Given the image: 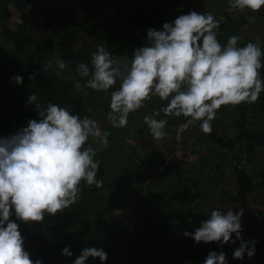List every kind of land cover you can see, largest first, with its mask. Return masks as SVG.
<instances>
[{
	"label": "clouds",
	"instance_id": "9594fccd",
	"mask_svg": "<svg viewBox=\"0 0 264 264\" xmlns=\"http://www.w3.org/2000/svg\"><path fill=\"white\" fill-rule=\"evenodd\" d=\"M228 4L230 11L238 13L264 8V0H228ZM250 20L255 21V16ZM22 22L18 18L17 23ZM219 28L220 22L211 13L191 11L165 22L161 30L149 29L146 45L135 49L131 58L115 59L100 46L92 53L91 64H77L78 76L85 79L83 85L78 80L74 87L107 92L119 82L106 114L112 128L125 127L130 114L156 97L164 107L144 117L154 140L167 139L168 120L157 119L161 112L165 117L186 118L185 130L199 122L201 131L211 134V122L222 106L254 104L264 92V51L259 42L241 47L242 37L232 35L221 45ZM56 65L60 70L68 67L60 59ZM11 79L16 85L23 83L22 76ZM27 104L35 105L39 119L29 120L14 135L0 137V264H42L24 250L18 224L10 219L13 214L23 223L40 224L45 214L54 216L78 203L81 182L96 188L103 185L97 179V149L88 141L106 148L110 133L102 131L95 119L81 118L65 107L53 103L43 107L37 95L29 96ZM242 216V209L235 214L215 209L199 228L184 236L195 243L222 246L234 242V234L241 242L233 259L251 258L255 247L241 239ZM61 255L72 256L69 246ZM90 257L101 264L108 258L103 249L86 248L73 264H86ZM203 264H227L226 253L210 252Z\"/></svg>",
	"mask_w": 264,
	"mask_h": 264
},
{
	"label": "trees",
	"instance_id": "16d2710c",
	"mask_svg": "<svg viewBox=\"0 0 264 264\" xmlns=\"http://www.w3.org/2000/svg\"><path fill=\"white\" fill-rule=\"evenodd\" d=\"M197 1L201 3L204 0ZM222 1L228 4V0ZM191 11L203 13L198 8L188 7L181 15ZM236 14L238 16L235 20L230 21L232 26L213 15L220 22L217 38L221 45H226L232 35L242 37L238 46L253 42L234 28L239 25H253L257 19L255 17V21H251L250 17L255 16L254 13L246 11ZM18 18L23 22L17 23ZM165 19L164 9L155 2L141 8L136 0H0V42L9 46L21 58L24 66L23 78L38 96V102L43 107L49 103L57 104L83 118L89 112L86 94H90V91L85 93L77 90L73 82L60 77L54 65L52 67L50 64V56L56 54L58 59L68 65L66 69L70 72H75L77 64L81 62L91 64L92 53L100 46L115 59L125 56L131 58L135 49L146 45L147 31L161 30ZM261 49L264 51L263 45ZM261 76L264 77V68L261 69ZM6 84L14 86V91L10 86L5 88ZM15 87L10 72L0 73V94L7 99L0 100V137L14 135L29 120L39 119L35 105H12L11 102L16 100L18 94ZM219 116L231 122L233 136L226 140L217 135L216 129H212L211 134L207 135L220 149L234 151L232 173L238 194L250 196L260 189L264 190V168L259 174H255L250 166V158L256 156L258 151L264 152V92L254 104L222 106L217 111L216 118ZM177 118L171 124L177 126L185 123L186 118ZM189 128L195 127L193 125ZM174 132L175 129L173 142ZM182 142L183 139L175 149ZM155 167L156 165L153 169ZM219 167L221 166L210 169L213 171L211 180L219 181L224 178ZM151 170L146 174L131 172L116 175L112 183H109L105 195L102 194L103 185L96 188L80 184L78 203L54 216L45 214V219L40 224L12 219L13 214L10 219L18 224V230L24 239V250L29 253L30 259H40L42 264H73L86 248L103 249L108 257L104 264H120L128 250L131 251L132 258L127 264H132L136 256H148L149 246L146 243H119L113 235L107 245L98 247L97 240L90 238L89 231L92 224L97 223L95 221H101L106 215L119 211L132 216L140 213L143 217H152L151 214L162 217L161 226L165 232L163 253L154 256L151 264H203L210 252L226 253L227 264H264V238L253 240L241 236L242 241L251 242L255 247V255L251 258L245 255L243 260L233 259L232 256L241 242L236 240L235 235L231 238L234 242L222 246L219 242H201L195 246L191 238H183L181 232L189 229L194 231V225L200 227L202 223L197 224L196 216L179 220L182 211L179 207L172 216L171 201L176 198L171 193L162 201L163 204L155 205V212H145L146 205L152 204L150 195L156 189ZM105 171L104 162L99 161L97 179L104 182ZM161 174L164 173L157 175ZM198 196L203 197V194L199 193ZM100 203L102 211L99 210ZM66 246L72 252L71 257L61 255ZM86 264L101 262L98 258L90 257Z\"/></svg>",
	"mask_w": 264,
	"mask_h": 264
},
{
	"label": "rangeland",
	"instance_id": "374dc122",
	"mask_svg": "<svg viewBox=\"0 0 264 264\" xmlns=\"http://www.w3.org/2000/svg\"><path fill=\"white\" fill-rule=\"evenodd\" d=\"M139 4V7L143 8L150 2H155L158 5H160L165 13H166V19L165 22H173L178 15H181L183 10L188 7L198 8L202 12L205 13H211L214 16H217L221 21L226 22L231 25L230 21L235 20L236 14L233 11H230L228 9L227 5L222 4L221 1H205V3H199L197 0H136ZM232 26V25H231ZM236 31H242V26H237L234 28ZM244 37L247 35L245 33L240 32ZM58 59L56 54H53L50 56V64L51 66L57 69V74L73 83L76 81H82L81 84L83 85V81L85 78H81L78 76L77 72H70L69 70H60L56 65V60ZM23 63L21 61V58L17 57L11 48L5 44H2L0 42V73H3L4 71L10 72L11 78L15 76H22L23 77ZM10 84H6L5 88H9ZM11 87V86H10ZM119 87V82L114 86L113 89H110L107 92H97L94 90H88L85 87H82L80 90L83 92L90 91V94H86V100L89 103L87 105V109H91V112H88V115L86 116L95 119L101 130L109 132L110 135L108 137L109 143L106 148H101V146L94 142L92 139L89 140V144H91L93 147L97 149V155L95 157L98 161H103L105 164V176H104V182H103V188H102V194L105 195L107 193V188L109 186V183H112L113 179L116 175H122L126 173L128 170L131 169H137L139 170V173L146 174L149 169H153L155 165L160 162L161 158L163 157L164 153L170 152L173 153L176 148L175 142L171 141L170 136L171 133H173L174 129L176 128V125L171 124V122H176L177 117H164L163 112H161V115L157 117V119H167L168 123L166 125V133H167V139L163 141H156L151 136L147 126L144 123V117L146 115H151L154 110H160L164 107V102H161L158 98L153 97L151 101L146 103V106L140 110H138L135 113H132L128 117V123L123 128H112L109 124V122L106 119V114L110 110L109 104H110V97L111 92L114 90H117ZM14 91V86L11 87ZM18 94H16V100L11 102L12 105H15L17 107L24 105L27 103V100L29 96L36 95L31 88L28 87L26 81L23 78V83L20 85H16L15 87ZM38 97V96H37ZM0 100L5 101L7 100L6 97H2L0 94ZM39 101V98H38ZM9 102V101H8ZM86 109V110H87ZM164 117V118H163ZM223 118L222 116H220ZM222 125V124H221ZM143 129V131H141ZM189 130V129H188ZM187 130V131H188ZM232 130L231 123L229 120H226L224 124L222 125V129H217L216 132L224 139H228L230 135H228ZM190 131V130H189ZM186 133V132H185ZM185 133L182 135V139L184 138ZM149 138L150 139V146L149 149L151 153L147 157L142 153V147L141 142H143L144 139ZM163 142V144H162ZM163 145L162 149L157 151V147L159 145ZM155 149V150H154ZM221 150V153L223 155L218 156V152ZM160 151V153H159ZM175 155H173V161L171 164L170 169L165 172L161 176L157 174H153L152 182L154 183L156 189H154V193H151L150 201L152 200V204L146 205L145 212H155L156 206L158 203H162V201L166 200L168 198V193H172V187L169 188L166 186V183L169 181L168 179L174 175L173 172H175L176 180H174L177 183H180V185L184 188L187 187L188 184H191V194H192V203L189 202H183V210L179 214V220L183 221L187 216H196L201 211H205L203 205L199 203V198L196 195V192L200 191V188L198 187L199 181L205 180L210 185H216L213 182H210L211 178L209 174H212L213 171H209L212 167L215 166H208L209 168L202 172V170L208 165L212 158H218L223 157V160L225 164H223V168L225 173V181H227V187L232 186V172L233 169V162L232 157L234 156V151H223L222 149L213 148L210 155L206 154H197L194 156H187L189 159V162H184L185 155L177 156L176 152H174ZM178 159V160H177ZM221 160V159H220ZM251 163L250 166H252V170L255 174L264 168V152L258 151L256 156H252L250 158ZM181 161V163H179ZM186 163V165H184ZM182 164V165H181ZM221 166V165H219ZM218 167V166H216ZM229 169V170H227ZM195 170V171H194ZM200 170V171H199ZM153 170H151L152 172ZM172 172V173H170ZM258 173V174H259ZM166 174V175H165ZM197 180V181H196ZM212 181V180H211ZM166 182V183H165ZM83 184V182H81ZM217 186V185H216ZM209 187V186H208ZM229 187V188H230ZM187 189V188H186ZM225 189V188H224ZM264 190L260 189L256 192H254L250 197L248 196H242L246 197L244 199H251V203L255 206L257 211H261V213L264 214ZM231 190L227 189V196H230ZM240 195V194H239ZM232 197V196H230ZM237 200L240 201V197H237ZM246 201H244L245 203ZM210 204V203H209ZM207 204V205H209ZM246 204V203H245ZM101 207H99V210L102 211V204L100 203ZM186 205H190L192 208H186ZM192 205V206H191ZM150 206V207H149ZM172 216L174 214V210L172 209ZM244 213V211H243ZM254 213V212H253ZM159 214V213H157ZM152 217H143L137 214V215H125L121 214L119 211H115L112 214L106 215L101 221H95L97 223H93L91 230L89 231V236L93 240H97V246H105L107 243H109L110 239L114 235L116 237V241L119 243H127L130 242H142L146 243L148 248V256L139 255L137 258L134 257V261L132 264H151V260L154 256H159L163 252V237L165 236V232L162 230L161 222L162 217H154L151 214ZM15 218V215L12 216V219ZM196 219V218H195ZM197 224L201 223V218H197ZM246 225H248V228H253L254 226V219L247 220L245 218ZM195 223V222H194ZM152 224V225H150ZM200 225V224H198ZM244 227V228H243ZM242 227V236H245L244 233L247 231V227ZM199 227H196L194 225V231ZM110 231H113L110 232ZM192 229L186 230L185 232H194ZM185 232H181V235L183 238H186L184 236ZM234 236V234H233ZM192 240V239H191ZM194 242V241H193ZM198 243L194 242V245L197 246ZM93 246V245H92ZM131 251H126L125 256L123 259L120 260V264H127L128 261L132 258Z\"/></svg>",
	"mask_w": 264,
	"mask_h": 264
},
{
	"label": "crops",
	"instance_id": "0c3cea01",
	"mask_svg": "<svg viewBox=\"0 0 264 264\" xmlns=\"http://www.w3.org/2000/svg\"><path fill=\"white\" fill-rule=\"evenodd\" d=\"M205 1L208 2L209 0H204L201 3H205ZM214 1H216V0H214ZM218 1H221L222 4L227 5L228 9H229L228 4H225V2H223L222 0H218ZM203 13H205V12H203ZM235 14H236V12H235ZM240 15H242V14H240ZM254 15H255L257 20L255 21V23L253 25H239V26L243 27L242 31H243V33H245L247 35L246 37L248 39L252 40L253 42H259V44L264 46V8H262L259 12L254 13ZM236 16H238V14H236ZM242 31H238V32H242ZM225 121H226V119L221 118L220 116L215 118V120L212 121L213 122L212 129H216V130L222 129V125L224 124ZM194 127H195L194 129L189 128L190 131L189 130L186 131L184 138H183L182 145H180L179 148L175 149V151H174V152H176L177 156L185 155L186 157H184L183 160L186 163L189 162V159L187 158V156H194L197 154L210 155L213 148H216L217 150H218V148H220L210 139V137H208L207 134H204L201 131L199 122L197 123V125H194ZM233 132L234 131L232 128L231 132L228 134V135H230V138L233 136ZM217 135L219 137H221L218 133H217ZM170 139H171V141H173V133H171ZM150 144H151L150 139L145 138L143 140V142H141V145H140L142 147V153H144V155L146 157H147V154L149 155L151 153V151L149 149ZM162 144H163V142H162ZM162 146L163 145H161V144L159 146H156L158 148L157 151L160 148L162 149ZM223 151H225V150H223ZM174 152L172 153L173 155H175ZM159 153H160V151H159ZM221 155H223V153H221V150H220L218 152V156H221ZM219 158L221 160L218 158H212L211 161L208 162L209 164L206 165V167L202 170V172L206 171L209 168L208 166L212 167V166L221 165V167L223 168V164H225V162L223 160V157H219ZM179 163H181V161ZM186 163H184V165H186ZM221 167H219L220 168L219 172H221L222 177H225L226 172ZM227 170H229V169H227ZM138 171L139 170H137V169L136 170L131 169V170H128L126 173L128 174L131 172L133 173V172H138ZM209 171H210V169H209ZM170 173H172V172H170ZM173 173H174V175L168 179L169 181L167 183L166 182L165 183H166V186H168L169 188L172 187V189H171L172 193L171 194L176 198V200L174 201V199H173L171 201L173 203V204L171 203V210L173 209L174 213H176L178 210L177 209L178 207L181 210H183V206H182L183 202L192 203V194L190 192L194 188V186L192 189H191V186H192L191 184L187 185V187H186L187 189L182 187L180 185V183H177L174 181V180H176L177 177H175L176 176L175 172H173ZM209 175L211 176V174H209ZM232 175H233V173H232ZM232 178H233V180H232L233 188H231L230 186L227 187V181H225L226 178H220L219 181L216 179L215 180L212 179V181L210 180V182H213L217 186L216 185L215 186L210 185L207 181L205 182V180H201L198 182L199 183L198 187L200 188V191L196 192V195H194V197L197 196L199 198V200H200L199 203H201V205H203L205 211H201L198 215H196V217H198L199 219L201 218V223H202L203 221H206L208 219V216L210 215L211 211H213L215 209L219 208L220 211L222 212V214H226L227 211H229V210H232L233 213L235 214L242 209L244 211V213H243V216L241 219V228L244 226V224L248 228V225H246L245 218L247 220L254 219V226H253V228L250 227L247 229L246 233H244L245 236H242L243 233L241 231V236L244 238L253 239V240L259 239V238H264V214L261 213V211L256 210L255 206L250 201L251 199H244L246 197H242L241 194L240 195L238 194L236 184L234 182V177L232 176ZM227 189L231 190L232 194L230 196H232V197L227 196ZM199 193H202L203 197L198 196ZM237 197H240V201L237 200ZM248 197H250V196H248ZM244 201H246L245 202L246 204L244 203ZM207 204H209V205H207ZM185 207L186 208H192V207H190V205H186Z\"/></svg>",
	"mask_w": 264,
	"mask_h": 264
},
{
	"label": "built area",
	"instance_id": "2783aa9c",
	"mask_svg": "<svg viewBox=\"0 0 264 264\" xmlns=\"http://www.w3.org/2000/svg\"><path fill=\"white\" fill-rule=\"evenodd\" d=\"M183 124L184 123L178 124L175 128L174 139H175L176 146L182 140V137H183L182 135L189 129L188 128L185 130L182 127ZM172 161H173V154L171 152L164 153L163 157L161 158L160 162H158L155 169H153L152 173L153 174H159V173L167 172L171 167ZM148 182H149V180H147V183Z\"/></svg>",
	"mask_w": 264,
	"mask_h": 264
}]
</instances>
